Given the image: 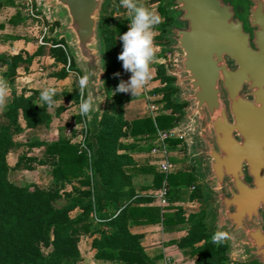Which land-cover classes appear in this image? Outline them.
Listing matches in <instances>:
<instances>
[{
    "label": "trees",
    "instance_id": "obj_1",
    "mask_svg": "<svg viewBox=\"0 0 264 264\" xmlns=\"http://www.w3.org/2000/svg\"><path fill=\"white\" fill-rule=\"evenodd\" d=\"M117 2L112 0L105 13L104 36L107 51L105 84L115 81L118 87L124 81L122 61L118 59L123 50L120 36L128 31L130 18L111 20ZM157 2L161 0L148 1ZM158 10L164 20L158 26L160 33L156 39L165 44L168 39L164 34L174 19L163 5ZM9 22L17 23V19L11 17ZM57 25L59 22L54 24ZM48 40L68 48L65 39ZM44 54H49L65 65L71 58L70 71L64 67L56 73V77L66 78L72 71L80 72L71 54L63 46H53L48 51L44 45L33 52L25 49L17 53L0 51V68L5 69L4 76L12 86L10 102L3 113L6 121L0 123V264H92L84 262L80 242L84 235L93 234L96 236L92 247L97 258L119 261L121 264H157L156 257H150L145 250L142 243L144 235L131 230V220L138 219L148 223H163L167 228L187 222V234L174 240L185 254L194 258L196 264H226L229 244L223 242L216 245L212 242L213 234L208 232L205 221L206 211L191 212L186 219L182 207L173 204L186 187H196L192 193L193 198L203 197L200 179L193 169H178L166 175L153 164L138 165L133 157L134 153L151 152L156 146L154 140L159 130L173 128L184 115L186 104L175 102L173 94L177 89L171 86L174 77L167 74L165 64L158 65L156 74V79L163 86L153 90L154 94L162 95L160 100L164 102L165 111L156 116L130 120L125 113L124 101L120 100L117 112H104L101 131L96 135L99 142L96 158L89 140L85 148L66 135L68 125H77L86 120L79 114V86L67 93L75 105L70 123L59 127V134L52 140L36 139L30 142L43 147L42 154L20 153L14 166L9 163V153L23 145L16 139V135L24 128L21 119L28 128L50 125L65 110L62 104L57 105L54 112L51 110L59 98L57 94L53 97L55 103L49 106L41 100V89L23 87L18 90L15 87L19 69L29 70L34 60ZM118 95L123 98L125 93L118 92ZM83 97L86 99L85 88ZM76 132L73 130L74 134ZM89 133L88 129L87 139ZM127 137H132L133 141L124 142ZM167 142L169 150L176 151L185 140L183 137H171ZM171 160L178 159L171 157ZM39 165L52 167L54 181L50 187H40L34 183L18 184L9 177L12 169L31 171ZM89 168L93 171V180ZM137 174L152 177L151 182L143 186L145 189H158L167 178L170 204L166 209L177 210L168 213L161 206L148 205L153 198L136 190L134 177ZM76 180L80 186H74L65 193L67 185ZM64 196L68 202L57 206L56 202ZM94 210L103 221L95 220L92 216ZM73 211L77 213L72 215ZM45 248L50 250L45 251Z\"/></svg>",
    "mask_w": 264,
    "mask_h": 264
},
{
    "label": "water",
    "instance_id": "obj_2",
    "mask_svg": "<svg viewBox=\"0 0 264 264\" xmlns=\"http://www.w3.org/2000/svg\"><path fill=\"white\" fill-rule=\"evenodd\" d=\"M174 20L161 53L183 103L191 168L201 180L208 232L226 231V264H264V0H161ZM65 39L82 77L97 157L106 107L104 14L112 0H36Z\"/></svg>",
    "mask_w": 264,
    "mask_h": 264
},
{
    "label": "rangeland",
    "instance_id": "obj_3",
    "mask_svg": "<svg viewBox=\"0 0 264 264\" xmlns=\"http://www.w3.org/2000/svg\"><path fill=\"white\" fill-rule=\"evenodd\" d=\"M35 1V11L37 14L41 15L42 18H36L34 16L28 15V11H27V6H26V0H0V23L1 21H8V19H10L11 17H14L16 19H20L21 22L24 24L23 25V42H25V44H29V42H31L32 44L30 45V49L31 50H36L37 48H39L40 46L44 45L40 43V38L44 33V27L45 25L48 26V30L46 32V36H45V40H47V42L50 43H54V41L52 40H48V39H55L54 38V34L56 33V29L60 26H54V24L56 22H59L58 20H49V18H47V15L43 12V11H39L37 9V2ZM149 0H139V3L144 4L145 6H150L151 4L153 5L152 7L150 6V9L155 11L156 13H158V9L156 7V5H163V2H157V3H148ZM155 4V6H154ZM107 11V10H106ZM117 11V10H116ZM106 13V12H105ZM111 15V13L109 14ZM129 14H127L126 12H122L121 10L117 11L116 15H112V19L111 20H116V19H120V18H126L129 17ZM163 18V16H162ZM104 19H105V14H104ZM159 25H157L154 29L155 33H160V29L158 27ZM168 28V27H167ZM1 30V29H0ZM104 33V30H103ZM155 35L156 36L158 35ZM8 34H4V33H0V37L5 38L7 37ZM44 46H46V51L49 50V48H51V44H45ZM11 49V48H9ZM68 52L69 54V48ZM161 49V48H160ZM160 49L157 50L160 53ZM158 52H156L157 54ZM167 53V54H166ZM172 53V52H171ZM157 56V55H156ZM164 63L165 65H172L173 61H174V54L172 53L171 56L168 55V52L164 53ZM36 64V69H37V73L38 75L43 79H45V84L43 85V90L45 88H49V87H53L57 90V95H58V100L56 101V104L51 107V110L54 112L55 108L57 105H64L65 110L64 112L59 116L54 118L52 124L50 125H42L41 127H38V130H33L31 131V133L28 132H20L16 135L18 141H20L21 143H23L22 146H20V153H34L36 155H41L43 152V147L40 146H36V145H32L30 144L31 141H34L36 139V137L42 138V139H54L56 136H54V131L55 128H59L61 126H65L66 123H70L68 121H70V115L72 113V111L74 110V104H73V99L70 98V96L67 94L68 90L66 89V87H68V89H70L71 91H74L77 87H81L80 85V80L82 78V74L81 72H76V71H72V75L70 76L69 80H67L66 83L62 84V82L60 83V81L55 80V79H50L49 77L54 76L58 71L62 70L66 65L62 62H58V61H54L53 58L51 56H49V54H44L41 56H38L36 58L35 61ZM158 64H153V66H151V75H154V71L156 70ZM43 68V69H42ZM4 69L0 68V78L4 79L7 81L8 85H9V93H8V99H7V103L10 101L11 98V91H12V86L10 85L9 81L6 79V77L4 76ZM131 75V74H130ZM153 79H151L146 86L141 90L140 94L138 96L133 97L130 93H125V96L123 98H120L118 95V91H116L117 89V85L115 81H112L109 84H105V89H106V93H107V97H106V107H105V111L108 110L110 112H117L119 109V103L120 100L124 101V108H125V113L126 116L132 120L134 118H138V117H143V116H148V115H157L163 111H165L164 108V102H162L160 99L162 97V95L160 94H154L153 90L156 87H160L163 86V84L161 82L158 83H152ZM42 90V91H43ZM86 92V90H85ZM7 103H6V107L3 109H0V123L5 122L6 119L3 115L4 111L7 109ZM79 108V107H78ZM183 119H184V115H182V117L180 118V120H178L175 124V126L173 127L176 131V137H183L185 140V143L183 145H180V149L177 150L179 153L180 157H183L182 159L184 160V164H190V156H189V152H188V140L189 138H187L186 133H187V129L185 128V126L183 125ZM73 130H76L77 132L75 133L76 137V141L78 142L81 138V136L84 134L85 130L83 129L82 125H76V128H73L72 126L70 127ZM88 129L89 128V124H88ZM89 139V137H88ZM133 141L132 137H127L124 138V142L129 143ZM141 142H145V141H141ZM17 154L13 153L10 155V161H14V159H16ZM160 159V158H159ZM158 166V164H157ZM49 173V172H48ZM9 177L12 181L18 183V184H37L39 186L42 187H50L53 182H47L45 183H38L37 182V176L35 174L34 170H23V169H12L9 173ZM36 181V182H35ZM201 181V180H200ZM202 184V183H201ZM79 187L78 185L75 184H69L67 185V188L65 190L66 192H69L73 189V187ZM68 202V199L64 196L63 198L59 199L56 202L57 206H62L64 204H66ZM76 211L72 212V215L76 214ZM220 228V224H217L215 226L214 229V233L217 232ZM91 239L87 238V237H83L81 239L80 242V246H81V251H82V255H83V260L84 262H89V255H91ZM49 248H45V251H49ZM235 254L233 252L229 251V258L234 257Z\"/></svg>",
    "mask_w": 264,
    "mask_h": 264
},
{
    "label": "crops",
    "instance_id": "obj_4",
    "mask_svg": "<svg viewBox=\"0 0 264 264\" xmlns=\"http://www.w3.org/2000/svg\"><path fill=\"white\" fill-rule=\"evenodd\" d=\"M150 6L152 7L153 5L151 4ZM150 6L148 7L150 8ZM159 6L160 5H156L157 9ZM158 14L162 18L161 13L158 12ZM163 20L164 18H162V21ZM0 24H3V26H0V29H1L0 33L8 34L7 37L5 38L0 37V51H8L10 53H17L21 49L28 50L29 52L35 51V50L30 49V45L32 44L31 42H29V44H25V42H23L24 40L23 25L24 24L21 22L20 19H17V23H11L9 22V19H8V21H3V22L1 21ZM154 43H155V46L157 47V50H159L160 48L161 49H160V53L159 51H157L158 52L156 54L157 56L155 57L151 66H153V64H158V65L165 64L164 54L161 53L164 43L163 42L161 43L156 38H154ZM53 60L56 61L54 58ZM35 61L36 59L34 60L29 70L19 69V76L17 77L15 81V87L18 90H21L23 87H34V88H39L43 90L44 88L43 85L45 84L46 78L42 79L38 75ZM130 74H131L130 72H127L123 69V77H124L125 82H127L130 79V76H131ZM156 74H157V68L154 71V75H152V79H153L152 83L160 82V80L156 79ZM55 75L49 78L58 80L60 81V83L62 82V84H64L67 82V80H69L70 76L72 75V72H70V75L66 78H58ZM66 89L68 90V92H70V89H68V87H66ZM21 121L24 127L22 132L24 133L25 132L31 133V131L38 130L37 128L41 127V126H38L35 128H28L26 127L25 121L23 119H21ZM71 126L73 128H76V125H68L66 129V135L71 137L74 142H77L76 141L77 136L73 133V129L70 128ZM58 134H59V128H55L54 136H57ZM36 139L49 141V139H42L39 137H36ZM19 150H20V147L17 150L10 152L8 155V161L12 166H14L18 160V156L20 154ZM13 153H16L17 157L16 159H14V161L11 162L10 155ZM178 153L179 152L177 150L170 151V160H171V157H176L178 159L177 161L171 160L176 165L175 170L186 169V168L192 169L191 163L190 164L188 163L185 165L183 163L184 162V160L182 159L183 157H180ZM29 154H34V153H29ZM133 157L135 161L138 163V165L153 164L157 166L158 161H160L161 159L153 155L151 152L134 153ZM34 171L37 176L38 183L46 184L47 182L54 181V177L52 175V167L50 165H39L34 169ZM151 180H152V177L150 175L137 174L134 177V185H135L136 190L140 194L153 198L150 193L154 189L143 188V186L150 183ZM72 184L80 186L78 180L74 181ZM193 187L195 186L183 188L180 192V198L176 202L173 203L174 205H177V206L179 205L180 207H182V209L184 210L186 219L189 217L191 212L199 211L201 210V207H202L201 199L192 197V193L196 189V187L195 188ZM148 205L159 206L158 203L154 201V198L150 202H148ZM166 207L163 208V211L168 212V213H173L177 210L176 208L166 209ZM130 226H131L132 232L142 233L144 235L142 243L145 246V250L150 257L152 258L156 257L157 264H196V260L194 258L188 257L185 254L184 250L181 249L174 242L175 239H179L187 234L188 228H189V224L187 222L167 228L163 223H148V222H145L144 219H138V220H131ZM95 236L96 234L83 236V237H87L91 239L90 240L91 248H92V242ZM95 252H96L95 249L92 248L90 252L91 255H89V258H90L89 263H92V264H121L119 261L97 258L95 256Z\"/></svg>",
    "mask_w": 264,
    "mask_h": 264
},
{
    "label": "clouds",
    "instance_id": "obj_5",
    "mask_svg": "<svg viewBox=\"0 0 264 264\" xmlns=\"http://www.w3.org/2000/svg\"><path fill=\"white\" fill-rule=\"evenodd\" d=\"M120 6L129 12L130 26L128 31L120 36V40L123 42V50L118 59L122 61L123 69L130 72L131 76L127 82L121 81L116 91L130 93L135 97L152 79L151 64L157 52L154 43L156 35L154 29L162 22V18L149 7L139 3V0H120ZM88 79L89 74H86L80 80L79 114L86 119L90 118V113L94 110V101L91 98L84 99L83 97V90ZM8 93L7 81L0 78V109L6 107ZM56 93L57 90L53 87L45 88L40 94L41 100L52 106L55 103L53 97ZM227 239H231V236L226 231H217L212 236V242L216 245H220Z\"/></svg>",
    "mask_w": 264,
    "mask_h": 264
},
{
    "label": "built area",
    "instance_id": "obj_6",
    "mask_svg": "<svg viewBox=\"0 0 264 264\" xmlns=\"http://www.w3.org/2000/svg\"><path fill=\"white\" fill-rule=\"evenodd\" d=\"M35 1L34 0H26V6H27V11H28V15L34 16L36 18H42L41 15L37 14L35 11V7L34 4ZM114 8V6H113ZM116 10H121L122 12H126L127 14H129V12L120 6V0H118L117 2V8ZM115 10L114 15L117 14V11ZM130 16V14L128 15ZM48 30V26L45 25L44 27V33L40 38V43L41 44H51V46H63L66 51L67 47L64 44H55V43H50L47 42V40H45V36H46V32ZM69 53V52H68ZM167 54V53H166ZM171 52H168V55L171 56ZM70 59L69 58V63L65 66L67 68V70L70 71ZM152 116H156L155 114ZM78 125H82L83 129L85 130L84 134L81 136L80 140L78 141L79 143H81V145L85 148H87V131H88V120L84 119V121ZM176 131L174 128L171 129H166V130H159L156 138H155V143L156 146H154V148L152 149L151 153L159 158L160 161H158V170L166 175H168V173H170L171 171H174L176 169V165L170 160V150L168 148V139L171 137H176ZM92 180H93V171L91 168H89L88 170ZM92 189L94 190V184L92 183L91 185ZM195 188V187H193ZM151 196L154 198V201L158 203L159 206H161L162 208L168 206L170 204V200H169V184H168V180L167 178L165 179L163 185L158 188V189H154L151 191ZM93 199H94V195H93ZM92 216L95 218V220L97 222H101L103 221L102 218H99L97 215V212L94 210V212L92 213Z\"/></svg>",
    "mask_w": 264,
    "mask_h": 264
}]
</instances>
